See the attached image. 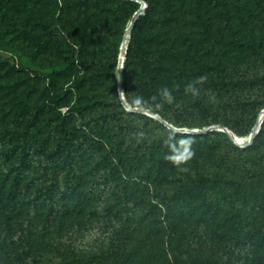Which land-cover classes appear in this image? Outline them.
Wrapping results in <instances>:
<instances>
[{
  "label": "trees",
  "instance_id": "1",
  "mask_svg": "<svg viewBox=\"0 0 264 264\" xmlns=\"http://www.w3.org/2000/svg\"><path fill=\"white\" fill-rule=\"evenodd\" d=\"M5 1L6 4L0 6V21L20 35L31 37L42 52L55 53L60 59L61 64L46 74L52 81L74 74L76 66L80 70L69 88L53 100L57 104L54 114H47L51 110L46 102L31 103L33 89L29 88L25 98L18 102L21 115L26 114L22 127L0 129V205L3 208L7 199L15 198L20 189L32 188L27 176L36 166L44 174L50 173L47 188L48 199H51L50 212H57L56 206H60L57 193L60 199L73 200L81 208L92 202L99 203L108 191H112L113 200L107 212L114 216H121L123 212L126 217L134 195L133 185L136 184L131 176L144 175L156 186L173 189L162 195L161 203L168 206L178 219L186 214L192 215L194 209L196 211L195 201L207 199L203 204L202 219L229 217L237 228H243L241 240L264 246V122L248 148L241 149L227 132L213 130L209 132L217 131L227 140L224 149L211 143L202 149L191 146L184 150L176 145L174 137L193 136L200 139L207 137L209 132L180 134L163 125L166 135L152 141L149 131L145 132L135 122L141 115L123 106L117 90L118 69L114 66L110 68L112 60L107 54L115 57L117 26L123 18H128L130 22L141 6L139 2L56 0V10L52 14H42L38 32L33 33L14 13V3ZM50 1L33 0L31 5L45 7ZM146 1L145 11L134 23L122 67L126 99L132 106H144L153 112H160L159 102L162 101L174 110L199 115L198 105L186 106L182 103L185 87L200 76H206L209 71L220 69L217 64L204 61L199 52L202 41L196 37V28L199 24H206L199 10V0H191L190 3L187 0ZM125 6H130L129 11L124 10ZM225 16L231 25V15L226 12ZM231 27L237 35L239 27ZM59 29L64 34L57 38L56 30ZM205 29L209 35V27ZM62 37L67 44L62 42ZM237 46L258 53L264 46V32L257 46L249 41H240ZM90 50L91 56L87 57L86 53ZM115 63L113 60L112 65ZM217 63L221 64V61ZM260 78L264 81V76ZM228 85L226 83L221 87ZM33 87H37L36 82ZM164 87L172 92L174 101L171 104L159 95V90ZM44 92L42 89L39 96ZM138 99L142 103L137 104ZM61 106L68 108L62 112L59 109ZM231 106L233 103L228 102L223 107ZM204 109L202 116L209 118L200 124L201 127L213 123L211 115L216 110L211 106ZM145 117L152 120V117ZM78 118L80 122L76 123ZM257 118L258 113L250 117L244 132L227 120L220 125L244 136L253 131ZM169 122L179 126L172 120ZM189 152L192 153L190 160L193 163L198 157L216 160L227 171V176L193 174L186 168L189 159L186 163L177 164L170 158H182ZM241 156H244L243 162L239 161ZM87 166L89 169H85ZM90 171H102L103 176L92 178L88 175ZM109 185H113L116 191L109 189ZM6 214L5 211L4 216ZM144 217L146 213L136 219L138 224ZM2 223L1 231L10 235L11 216L7 215ZM116 236L108 257L114 260V264H123L130 252H121V240L118 234ZM94 260V256L81 254L57 264H91ZM208 260L210 258H201L198 262L208 264ZM8 262L22 264L19 260L8 259Z\"/></svg>",
  "mask_w": 264,
  "mask_h": 264
},
{
  "label": "rangeland",
  "instance_id": "2",
  "mask_svg": "<svg viewBox=\"0 0 264 264\" xmlns=\"http://www.w3.org/2000/svg\"><path fill=\"white\" fill-rule=\"evenodd\" d=\"M11 1L14 3V13L25 23L28 31L33 33L38 32L40 16L52 14L56 10V0H51L45 7L31 5L33 0ZM144 1L147 7L148 3ZM190 2L191 0H187V3ZM199 3V10L206 21L205 25L199 24L196 28V37L202 41L199 52L204 61L217 64L220 69L209 71L206 80L195 85L199 89V96L193 97L185 92L182 103L186 106L198 105L199 115L174 110L159 100L157 102L161 110L155 113L178 123L179 126L173 125L179 128H204L220 125V122L227 120L244 132L250 117L257 113L259 116L264 107V81L260 78L264 76V46L258 53H251L240 49L237 43L249 41L255 46L259 43L264 32V0H199ZM5 4V0H0V6ZM129 8L130 6H125L124 10L127 12ZM226 12L231 15V25L239 27L237 35H234L231 25L226 21ZM128 21V18H123L117 26L118 45L115 57L111 53L107 54L112 64L113 60L116 61L114 65H110L112 69L113 66L118 69ZM205 27H209V35L206 34ZM56 32L57 38L61 37V33L64 34L60 29ZM61 39L67 44L64 37ZM86 54L90 57L91 50ZM219 61L221 64L217 63ZM60 64L55 53L42 52L31 37L20 35L11 26L0 21L1 130L22 127L26 114L21 115L18 102L25 98L29 88L33 89V105L46 102L51 110L47 114L55 113L57 104L53 100L57 94H63L69 88L76 72L80 70L76 66L74 74L52 81L46 74ZM35 82L37 87H33ZM226 83L230 85L221 87ZM42 89L45 92L39 96ZM117 90L120 94L119 87ZM138 94L142 96L140 91ZM228 102L233 103V106L223 107ZM123 106L126 108L124 104ZM210 106L216 108L211 115L214 121L201 127L200 124L209 118L202 116L206 110L204 108ZM67 108L68 106L59 107L62 112ZM136 113L141 115L135 119L136 124L145 132L149 131L150 140L166 135L163 125L169 126L159 118L145 112ZM145 116L152 117V120ZM79 122L78 118L76 123ZM174 130L180 134L192 133ZM238 136L239 140H245L250 134ZM174 139L176 145L184 150L191 146H200L202 149L211 143L217 144L222 150L227 143L225 137L217 131L209 132L207 137L200 139L193 136H176ZM238 146L245 149L250 145ZM239 161L243 162L244 156ZM193 162L189 159L186 165L193 174L199 172L211 176H227V171L216 160L198 157L196 163ZM85 169H89V166ZM88 175L101 178L103 172L90 171ZM131 178L136 184L133 185L134 195L126 217L123 212L121 216L107 212L113 200L112 191H108V195H104L99 203L92 202L81 208L73 200L60 199L57 193L60 206L55 204L57 212H50L51 199L47 195L50 173L44 174L40 167L34 166L27 176L32 188L20 189L15 198L7 199L4 208L0 205V264H10L8 259L19 260L22 264H57L81 254L94 256L95 260L91 264H114L108 253L114 247L117 234L121 240V252H130L123 264H202L198 262L201 258H210L208 264H213L214 261L217 264H264V246L241 240L243 228H237L229 217L202 219L205 209L203 204L207 199L195 201L196 211L194 209L192 215L186 214L178 219L168 210V206L161 203L162 195L173 189L164 185L156 186L146 180L144 175ZM109 189L116 191L113 185H109ZM5 211L6 216H11L13 220L10 235L1 231ZM142 213H146V217L138 224L136 219ZM93 229H97L100 236L94 240L86 239Z\"/></svg>",
  "mask_w": 264,
  "mask_h": 264
},
{
  "label": "water",
  "instance_id": "3",
  "mask_svg": "<svg viewBox=\"0 0 264 264\" xmlns=\"http://www.w3.org/2000/svg\"><path fill=\"white\" fill-rule=\"evenodd\" d=\"M135 1L139 2L141 4V6L134 13L133 18L129 22V26L126 29L127 34H125V37H124V40H123L122 46H121L122 60L120 58L121 61L118 65V87H119V92H120V97H121L122 103L126 106V108L130 111L145 112L147 114H151V116H156V117L160 118V120L163 121L169 127L174 128V129L179 130V131L192 132V133H207V132L213 131V130H221V131L227 132L236 143H238L242 146L251 145L254 142L257 134L260 132V130L262 128V124L264 122V119L261 120L260 116H258L256 124L254 126V129L250 133V136L245 140L244 139L238 140V136L236 135V133L233 132L227 126L216 124V125H210V126H207L204 128H186V127L179 128V127L174 126L168 120L164 119L160 114L155 113V112L151 111L150 109H147L144 107H139V106H132L129 104V102L127 101L126 96L124 94V88H123V83H122V68L119 66L123 65L124 57H126L128 42H129V39L131 37V33H132L134 23L136 22L139 15L142 14L146 8V2L144 0H135ZM261 111H264V108Z\"/></svg>",
  "mask_w": 264,
  "mask_h": 264
},
{
  "label": "clouds",
  "instance_id": "4",
  "mask_svg": "<svg viewBox=\"0 0 264 264\" xmlns=\"http://www.w3.org/2000/svg\"><path fill=\"white\" fill-rule=\"evenodd\" d=\"M122 68V66H119ZM206 76H200L194 83H189L185 87V92L190 93L193 97L199 96V89L195 86L196 84H202L206 80ZM159 95L162 97V99L171 104L174 101V97L172 95V92L167 88L164 87L159 90ZM137 104L142 103L140 99L136 101ZM192 153H188V155L183 156L182 158H178L177 156L170 157L174 163L180 164V163H186L188 159L191 158ZM100 236V232L97 229H93L86 237L88 240H94Z\"/></svg>",
  "mask_w": 264,
  "mask_h": 264
},
{
  "label": "bare ground",
  "instance_id": "5",
  "mask_svg": "<svg viewBox=\"0 0 264 264\" xmlns=\"http://www.w3.org/2000/svg\"><path fill=\"white\" fill-rule=\"evenodd\" d=\"M128 26H129V23H128ZM127 26V27H128ZM127 34V33H126ZM120 58H121V60H122V54L120 53ZM120 58H119V63H120ZM124 61H125V57H124ZM124 61H123V65H124ZM123 65H122V67H123ZM149 115H151V114H149ZM263 115H264V111H261L260 113H259V116H260V118H261V120L262 119H264V117H263ZM153 117H156V116H153ZM156 118H158V117H156ZM160 119V118H159ZM237 135V134H236ZM238 136V135H237ZM240 139V137L238 136V140Z\"/></svg>",
  "mask_w": 264,
  "mask_h": 264
}]
</instances>
